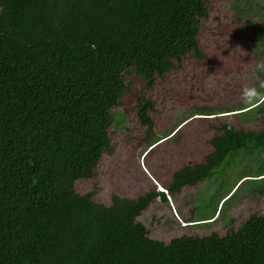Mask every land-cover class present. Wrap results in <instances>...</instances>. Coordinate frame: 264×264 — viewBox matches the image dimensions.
I'll list each match as a JSON object with an SVG mask.
<instances>
[{
	"label": "trees",
	"instance_id": "trees-1",
	"mask_svg": "<svg viewBox=\"0 0 264 264\" xmlns=\"http://www.w3.org/2000/svg\"><path fill=\"white\" fill-rule=\"evenodd\" d=\"M0 8V264H264V216L224 237L166 244L138 221L155 198L169 202L165 193L114 196L106 206L75 188L111 152L126 75L153 86L186 56L204 57L205 0H0ZM153 109L139 102L148 133ZM221 131L212 155L176 172L169 192L264 149V129Z\"/></svg>",
	"mask_w": 264,
	"mask_h": 264
},
{
	"label": "rangeland",
	"instance_id": "rangeland-1",
	"mask_svg": "<svg viewBox=\"0 0 264 264\" xmlns=\"http://www.w3.org/2000/svg\"><path fill=\"white\" fill-rule=\"evenodd\" d=\"M205 1L209 17L201 20L198 36L204 57L186 56L153 86L135 73L126 75L128 90L109 129L111 152L103 154L92 179L76 182L78 194L94 193L95 202L111 206L114 196L135 200L163 193L176 172L212 155L211 141L222 135V125L264 129V101L246 104L240 98L243 87L264 81V73L255 70L264 62V0ZM145 99L154 107L149 133L138 116ZM223 166L197 186L167 193L169 202L155 198L138 218L148 236L166 244L214 233L224 237L250 216H264V176L258 177L264 173V149L238 152Z\"/></svg>",
	"mask_w": 264,
	"mask_h": 264
},
{
	"label": "clouds",
	"instance_id": "clouds-1",
	"mask_svg": "<svg viewBox=\"0 0 264 264\" xmlns=\"http://www.w3.org/2000/svg\"><path fill=\"white\" fill-rule=\"evenodd\" d=\"M255 70L257 73H264V62H258L255 65ZM240 98H241L242 102L246 103V104H251V103H254L258 100H264V81H261L258 84V86L243 87L241 89V97ZM244 178H247V177H244ZM236 189H237V187H236ZM162 192L166 194V197H167V193H171L168 191L167 188L165 191H162ZM230 198L231 197L224 199L223 204L225 202H227Z\"/></svg>",
	"mask_w": 264,
	"mask_h": 264
}]
</instances>
